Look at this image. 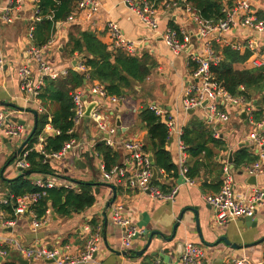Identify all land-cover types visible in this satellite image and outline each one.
Returning a JSON list of instances; mask_svg holds the SVG:
<instances>
[{
    "label": "crops",
    "instance_id": "obj_1",
    "mask_svg": "<svg viewBox=\"0 0 264 264\" xmlns=\"http://www.w3.org/2000/svg\"><path fill=\"white\" fill-rule=\"evenodd\" d=\"M17 1L0 0V49L7 58L4 69H0V110L12 113V118L15 121L17 120L14 118L25 121L28 126L27 138L35 124L33 110H36L37 102L21 90L18 68L24 57H26L27 46L30 43L29 33L32 27L34 41L40 44L35 36L37 22L40 20L35 19L33 2L22 0V3L18 6ZM100 1L102 2V10L96 18L93 17L89 20L85 18L84 14L79 13L76 22L67 23L68 16L78 12L76 11V4L73 3L74 10L65 19L56 21L51 37L46 42L52 41V43L49 44L44 54L47 61L58 69H71L74 66L73 60L75 58L83 59L82 54L66 55L64 48L68 41L71 26H78L83 30L95 32L101 41L112 49L106 24L108 20L114 19L120 23L126 36L141 45L139 55L148 52L155 58L157 62V67L154 70L155 75H150L147 79L151 87L155 83V89L151 91V95L142 96L141 102L133 95H127L121 104L111 106L110 113L112 114V111H114L110 115V120L117 125V117L119 116L118 118L125 128L124 131H120V127H118L117 134L113 136L116 145L115 150L119 153V163L123 161L124 157V140L130 137H138L145 145L147 144V131L143 129L139 118V110L144 103L150 105L156 102L166 111L169 117L183 127L184 131L190 121L198 119L214 132V128L205 122L206 111L204 108L197 109L193 114L184 111L182 99L185 89L192 83L191 75L194 64L190 62L187 52H182L180 55L174 54L165 44L162 36L165 29L170 26V22L174 21L177 26L184 27L190 35L191 42L198 45L199 38L196 24L186 13L171 12V10H164L159 6V28L157 32H153L140 21L138 15L126 5L124 0ZM6 6H12L9 13L10 18H12L11 22L4 18L3 8ZM254 7L258 15L264 18V0H255ZM244 31L243 29L233 31L230 34H222L214 41L216 50L218 51L217 46H225L227 40L243 41L248 35L244 34ZM253 36L259 38L262 49L264 47V32L260 33L259 37ZM258 59L260 62H264L262 52ZM251 61L252 59L249 57L244 63L236 64V67L239 69L253 68ZM142 89L141 86H138L139 92ZM222 108L233 114L229 122L216 126L219 132L218 138L225 141L227 149L218 150L215 148L217 152L215 160L218 164L210 163V165L207 161V166L201 169L199 177L194 178L196 180L194 184L184 182L181 178L178 163V136L174 133L169 135L166 148L171 153L179 174L168 176L164 170L157 169V179H159V188L163 192H170L174 187L179 186L178 193L173 201L154 199L148 192L132 188L126 184L105 182L99 168L100 157L102 156L97 155L95 150V145L101 136L96 133L93 123L85 120L77 127L78 140H96L95 145H81L62 159L51 160L54 166L52 173H31L30 178L33 183L38 179L56 178L60 183L71 186V188L65 186H58L57 188L63 187L74 191L79 190L81 180L94 181L96 183L94 186L96 188V202L82 212H73V214L67 216L59 215L52 208H49L46 213L50 214L51 220L38 230L33 229L29 212L19 214L14 225L5 226L0 218V235L11 236L24 246L69 247V251L76 252L77 249L84 246L88 237L85 227L88 224H102L104 235L99 243L97 254V259L100 261L93 264H179L182 252L180 250L184 248L185 244L192 243L205 249L207 254L206 264H234L233 259L240 257H246L253 262H263L264 199L258 204L257 210L253 214V221H257L256 226H252V221L248 223L245 217L231 221L226 225L217 226L213 219L214 211L204 199L205 194L217 192L220 189L225 175L224 167L229 161L230 150L235 152L241 146H249L253 151V143L249 138L254 125L249 121L245 123L241 117L242 113L238 114L235 109H232L231 105ZM256 108L258 109L257 106ZM90 125L93 126V129L90 128ZM42 138H40V142L44 141V138ZM22 142V140L13 139L10 144H7L0 137V144L7 145L11 151L8 156L9 159L7 157L3 162L0 161V198L12 195L6 187V180L17 177L20 173L17 171L9 172V166L14 164L15 160H13L14 162H8ZM147 152L150 156H153L150 148ZM192 161L191 155H189L188 164ZM94 166L100 172L99 178L98 176L96 178L92 177L93 173L91 171ZM229 167L236 186V193L239 196L250 194L255 187L264 190V173L254 174L257 176V184L255 185L248 181L249 174L240 173L246 172V165L237 167L234 164L231 167L229 163ZM114 192H116V199L110 204ZM117 205H121L123 215L130 218L133 224L145 231L162 230L167 236H170L175 224H179L174 240L163 242L159 240V236L154 235L153 243L149 248L143 254H138L137 252L147 244L149 237V234L142 233L139 237H135L130 248H124L121 241L122 228L113 220L114 208ZM5 213L7 220L15 219L14 214L10 215L6 210ZM182 213L183 217L180 220ZM224 236L228 237L231 242L239 244V247L227 244L223 240ZM180 242H184V245L182 246ZM162 248L165 250L164 253L154 255V252L160 251ZM20 258H22L21 254L15 248H11L9 255L3 258L0 256V264L5 260L13 259L21 264ZM37 264L54 263L53 261H43Z\"/></svg>",
    "mask_w": 264,
    "mask_h": 264
},
{
    "label": "built area",
    "instance_id": "obj_2",
    "mask_svg": "<svg viewBox=\"0 0 264 264\" xmlns=\"http://www.w3.org/2000/svg\"><path fill=\"white\" fill-rule=\"evenodd\" d=\"M34 3L35 19L41 20L43 15L40 13L41 0H30ZM76 4V11L67 18V23L77 21L79 13L84 14L85 18L91 20L96 18L102 10V2L100 0H73ZM255 0H231V5H225L223 12L225 16L218 22H213L203 18L198 12L193 10L186 0H160L152 2L150 0H124L126 5L132 9L140 18V21L151 31L157 32L159 28V6L164 10L171 12L186 13L187 16L196 24L197 36L199 38L198 45L191 42L188 31L181 26L177 28L168 26L163 36V40L168 48L176 55L187 52L190 62H193L192 83L185 89L182 99V107L186 113L190 110L199 108L205 109V122L214 128V137H219L216 126L229 122L233 116L230 112L225 111L222 107L231 105L232 109L238 114L245 113L247 121L254 125V129L250 134V141L253 143V151L258 155V159L250 165L246 166L247 174L264 173V112L263 118L256 121L254 111L257 109L253 101H247L244 96H233L227 89L216 80L211 71V66L217 64L222 59V54L218 52L214 46V41L222 34H230L233 31L250 29V33L242 40H227L225 46H230L233 50L251 52L250 58L254 67L264 65L259 61L261 53V45L259 38L253 36V31L264 32V18L258 15L254 7ZM22 0H18L20 6ZM12 6L3 8L4 18L11 22L9 13ZM106 28L114 51L122 50L126 54L139 55L141 45L135 40L126 36L120 23L117 20L110 19L107 21ZM30 43L27 46L26 57L22 60L18 68L21 90L28 97H32L37 102V112L44 113L45 106L42 104L40 95L45 86V79H57L68 74L70 68H55L45 57V50L49 43L40 45L34 41L33 27L29 33ZM190 45L192 47L189 49ZM189 49V50H188ZM7 62L6 55L0 49V69H4ZM82 72L86 77V86L77 88L72 93L74 102V126L69 132H74L77 127L85 120L94 124L96 133L101 137L98 142L104 141L108 146L115 149V141L113 136L118 132V126L110 120L111 106L121 104L126 96L111 94L105 85L98 80L88 82L90 77L89 68L85 65L84 59H78L77 64L71 68ZM85 100L97 101V105L92 109L90 116L86 115ZM207 103L203 106V103ZM149 108L156 114H167L156 102L149 105ZM168 134H176L178 136V163L180 166V175L185 182L194 184L196 180L187 175L188 173V152L183 135L184 129L179 126L176 121L169 117L167 122ZM28 126L24 122L15 121L12 113L0 110V137L7 138L10 142L13 139L24 141ZM60 133L55 130L50 123H47L44 133ZM45 139V136H42ZM41 137V138H42ZM42 138V139H43ZM96 141V140H95ZM93 140L79 141L72 138L67 141L62 149L58 152L47 154L43 149L42 141L34 146L38 151L42 152L46 158L60 160L69 154L72 150L77 149L81 145H95ZM97 142V143H98ZM23 143V142H22ZM96 146V145H95ZM26 147V146H25ZM24 147V149H25ZM124 157L121 163L107 167L103 156L100 157L99 168L101 176L105 182L114 184H126L132 188L148 192L154 199H163L173 201L178 193L179 186L174 187L170 192H163L159 186L153 183L154 165L151 156L145 149V143L138 137H130L124 140ZM22 150L16 157L14 167L17 172L29 170L30 162L27 159L29 150ZM33 149V148H32ZM30 149V150H32ZM97 155L100 154L97 152ZM227 162V160H226ZM224 177L217 192L207 193L204 196L206 203L214 211V223L217 226L226 225L231 221H235L241 217L251 216L257 210V206L264 199V190L255 187L250 194L238 195L233 176L230 172L229 161L224 167ZM57 175V174H56ZM63 179V178H62ZM33 184L41 190L28 192L19 196L10 195L0 198L1 205L11 204L15 219L7 220L5 218V210L0 209V218L3 224L14 225L19 214L29 212L31 214V223L34 230H38L47 224L51 218L46 213L39 216L35 211L36 204L39 203L43 195L46 194L45 189L57 188L65 186L71 188L69 184L60 183L56 178L38 179ZM49 212V211H48ZM113 220L122 228L121 241L122 246L126 249L130 248L137 235L145 232L143 228L133 224L127 216L121 212V205L114 208ZM88 237L82 248L71 252L67 248H49L44 246H24L11 236L0 235V256L3 258L10 254L11 248H15L21 257L27 259L29 264H37L52 260L54 264H93L99 263L97 254L99 251V243L103 239L104 230L102 224H88L85 227ZM206 251L197 244H187L184 252L181 254L179 264H206ZM234 264H259L263 262H253L246 257L234 258Z\"/></svg>",
    "mask_w": 264,
    "mask_h": 264
},
{
    "label": "trees",
    "instance_id": "obj_3",
    "mask_svg": "<svg viewBox=\"0 0 264 264\" xmlns=\"http://www.w3.org/2000/svg\"><path fill=\"white\" fill-rule=\"evenodd\" d=\"M150 1L159 2L160 0ZM186 1L203 18L213 22H218L225 16L223 12L225 5H231V0ZM73 3V0H41L39 6L43 18L37 22L35 29V36L40 44L48 42L56 21L65 19L74 10ZM170 26L178 29L174 21L170 22ZM64 49L68 56L83 55L90 75L87 84L98 80L105 85L109 93L120 96L133 95L138 98L135 95L139 92L138 86L144 88L143 85L157 67V62L150 53L131 55L122 50L114 51L102 42L95 32L83 30L78 26H71ZM217 49L222 54V59L211 66L216 80L233 96H244L247 101L257 100L256 106L259 108L254 111V118L256 121L261 120L264 112V65L239 69L236 64L244 63L250 57V51L246 50L241 53L230 46H217ZM261 52L264 54V47ZM85 80L84 73L73 69H70L67 75L57 79L49 77L45 79L40 98L46 111L39 113L37 128L24 149L29 150L27 159L30 162L31 173L47 174L54 170L51 163L53 159L46 158L42 152L34 148L42 136H45L42 144L47 154L60 151L64 144L72 138L79 139L76 131L69 132L74 126L73 116L75 114L72 93L77 88L86 86ZM139 118L143 129L147 131L145 149L148 151L149 147H152L155 167L164 170L168 176L172 174L177 176L179 174L177 165L166 148L169 138L167 126L169 116L156 114L147 103H144L139 110ZM47 123H50L60 133L45 134L44 129ZM183 139L188 146L187 152L193 160L192 163L187 162L189 169L187 175L191 178L199 177L201 169L207 166V161L209 164H218L215 160L217 155L215 148L227 149L225 141L215 138L212 130L198 119H193L186 126ZM95 150L103 156L107 167L119 163V153L104 141L98 142ZM233 159L237 167L247 166L255 162L258 155L249 146H241L233 153ZM153 183L158 186L159 179L154 180ZM95 185L94 181L81 180L78 191L63 187L45 189L46 194L42 196L34 209L39 216L45 215L49 208L62 216L82 212L96 202ZM6 187L14 196L41 190L33 184L30 175H18L7 179ZM0 209L13 215L11 204H0ZM1 264L18 263L13 259L5 260Z\"/></svg>",
    "mask_w": 264,
    "mask_h": 264
},
{
    "label": "water",
    "instance_id": "obj_4",
    "mask_svg": "<svg viewBox=\"0 0 264 264\" xmlns=\"http://www.w3.org/2000/svg\"><path fill=\"white\" fill-rule=\"evenodd\" d=\"M244 30H245L243 32L244 34H249L250 33V29L249 28H246ZM252 33H253V35H255L257 37L260 36V32L257 31V30L253 31ZM191 47H192V45H190L189 49ZM77 61H78V58H75L73 60V65H76L77 64ZM85 83H86V80H85ZM206 103H207V101H205L203 103V106ZM254 103L256 104L257 103V100H255ZM85 104H86V115L87 116H90L92 109L97 105V101H91V102H89V101L85 100ZM258 108H259V106H258ZM194 112H195V110H193V109L189 111V113H191V114H193ZM33 113L35 115V124H34V127H33L32 131H31L30 135L23 141V143L19 146V148L14 152V155L11 157V159H10V161L8 163H10L12 160H15L16 157H18V155L22 152V150L24 149V147L27 145V143H28L29 139L31 138L32 134L35 132V130L37 128V124H38V115L39 114H38L37 110H33ZM118 117H117V126L120 127L119 128L120 131H124L125 128L122 126V122L120 121V119ZM241 117L244 119L245 123H247V115L245 113H242L241 114ZM14 119H16V120H18L19 122H22V123L25 122V121L19 120L17 118H14ZM3 141L5 143H7V144H10V140L7 139V138H3ZM149 148L151 149L152 147L150 146ZM233 153H234V151L233 150H230V153H229V163L231 164V167L234 166ZM151 161H152V163L154 165L155 163H154L153 156H151ZM240 173L241 174H247V172H245V171L240 172ZM30 174H31V171L30 170H25V171H22L19 175L20 176H25V175H30ZM157 176H158V170H157V168L154 165V169H153V180L157 179ZM247 179H248V181L251 184H255V185L257 184V176L256 175H254V174L248 175V178ZM96 191H98V190H96ZM115 199H116V192H114V197L110 201V204H112ZM182 217H183V213L180 215V220L182 219ZM245 219L248 221V223H250V221H252V223H253L252 226H256L257 221L256 220L253 221L254 215L246 216ZM178 225L179 224H177V223L175 224L174 229H173V232H172V235H170V236H167L162 230H151V231L146 230L144 232V234H149L147 244L145 245V247L142 250L138 251L137 253L138 254H143L149 248V246L151 245V243H153V240H154L153 237H154V235L159 236V240H162L163 242H171V241H173L174 238H175V236H176V231H177ZM137 237H139V235H137L136 238ZM223 240L227 244H229V245H232V246H235V247H237V246L239 247V244L231 242V240H229L228 237H226V236L223 237ZM180 244L183 246L184 245V242H180ZM181 245H179V246H181ZM185 245H184V248L180 250V252L182 251L181 254L185 250ZM164 252H165V250H164V248H162L160 251L154 252V255H156L157 253H164ZM181 254H180V256H181ZM19 261H20L21 264H29V261L27 259H24V258H20ZM49 261L52 262V260H49ZM259 264H262V263H259Z\"/></svg>",
    "mask_w": 264,
    "mask_h": 264
},
{
    "label": "rangeland",
    "instance_id": "obj_5",
    "mask_svg": "<svg viewBox=\"0 0 264 264\" xmlns=\"http://www.w3.org/2000/svg\"><path fill=\"white\" fill-rule=\"evenodd\" d=\"M154 72V71H153ZM155 75V72L152 73L151 75ZM143 89L142 91L140 92H137V94H135L138 98V100L141 102V100L143 99L142 96H145V95H151V91H153V89H155V83H153V86L151 87L150 83L148 82V80L146 81V83L143 85ZM94 125V124H93ZM90 128L93 129V126L90 125ZM12 142V141H11ZM16 146V144H14ZM11 151L8 149L7 145L5 144H0V161H4L8 156H9V153ZM9 159V157L7 158ZM14 162V161H13ZM14 164L10 165L9 166V172H14V171H17L16 169H14ZM93 174H92V177L96 178L98 176L99 178V170L96 169V167L94 166L93 167V170L91 171ZM8 174V172H6Z\"/></svg>",
    "mask_w": 264,
    "mask_h": 264
}]
</instances>
